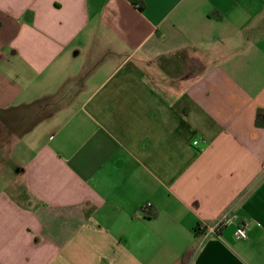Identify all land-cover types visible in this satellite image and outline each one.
<instances>
[{
    "label": "crops",
    "instance_id": "1",
    "mask_svg": "<svg viewBox=\"0 0 264 264\" xmlns=\"http://www.w3.org/2000/svg\"><path fill=\"white\" fill-rule=\"evenodd\" d=\"M259 111L264 0H0V264H264Z\"/></svg>",
    "mask_w": 264,
    "mask_h": 264
},
{
    "label": "built area",
    "instance_id": "2",
    "mask_svg": "<svg viewBox=\"0 0 264 264\" xmlns=\"http://www.w3.org/2000/svg\"><path fill=\"white\" fill-rule=\"evenodd\" d=\"M198 145V141H194L193 142V146H197ZM151 205L148 203L145 206V209L149 208ZM236 217L235 216H224L223 218H221L218 222H216L215 224L208 226L204 229V236H213V237H219L218 235V231L223 228L224 226H226L229 222L235 221ZM235 236L236 238L239 239H246L247 238V228L245 224H239L236 228L235 231Z\"/></svg>",
    "mask_w": 264,
    "mask_h": 264
},
{
    "label": "trees",
    "instance_id": "3",
    "mask_svg": "<svg viewBox=\"0 0 264 264\" xmlns=\"http://www.w3.org/2000/svg\"><path fill=\"white\" fill-rule=\"evenodd\" d=\"M255 124L258 127H262L264 125V111H259L256 117ZM150 216V214H148Z\"/></svg>",
    "mask_w": 264,
    "mask_h": 264
},
{
    "label": "rangeland",
    "instance_id": "4",
    "mask_svg": "<svg viewBox=\"0 0 264 264\" xmlns=\"http://www.w3.org/2000/svg\"><path fill=\"white\" fill-rule=\"evenodd\" d=\"M1 173V172H0Z\"/></svg>",
    "mask_w": 264,
    "mask_h": 264
}]
</instances>
